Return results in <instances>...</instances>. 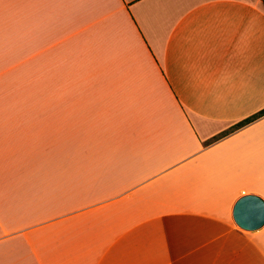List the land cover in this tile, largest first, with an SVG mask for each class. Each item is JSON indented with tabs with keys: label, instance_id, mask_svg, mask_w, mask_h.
<instances>
[{
	"label": "crops",
	"instance_id": "0c3cea01",
	"mask_svg": "<svg viewBox=\"0 0 264 264\" xmlns=\"http://www.w3.org/2000/svg\"><path fill=\"white\" fill-rule=\"evenodd\" d=\"M264 0H0V264H264Z\"/></svg>",
	"mask_w": 264,
	"mask_h": 264
},
{
	"label": "water",
	"instance_id": "95a60500",
	"mask_svg": "<svg viewBox=\"0 0 264 264\" xmlns=\"http://www.w3.org/2000/svg\"><path fill=\"white\" fill-rule=\"evenodd\" d=\"M235 222L245 230H257L264 226V198L256 194L241 196L233 209Z\"/></svg>",
	"mask_w": 264,
	"mask_h": 264
},
{
	"label": "trees",
	"instance_id": "16d2710c",
	"mask_svg": "<svg viewBox=\"0 0 264 264\" xmlns=\"http://www.w3.org/2000/svg\"><path fill=\"white\" fill-rule=\"evenodd\" d=\"M261 114H264V110H262L260 113L254 115V116H252V117H249V118H247V119H245V120L239 122L238 124L234 125V126H233L232 128H230L229 130L220 133L219 135L215 136V137L212 138V139H213V140H216V139H218V138H220V137L226 135V134L229 133L230 131H232V130H234V129H236V128H238V127L244 125V124H246L247 122L253 120L254 118L258 117V116L261 115Z\"/></svg>",
	"mask_w": 264,
	"mask_h": 264
}]
</instances>
